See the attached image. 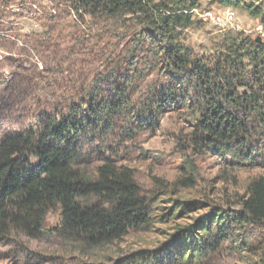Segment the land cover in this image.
<instances>
[{"label":"trees","instance_id":"obj_1","mask_svg":"<svg viewBox=\"0 0 264 264\" xmlns=\"http://www.w3.org/2000/svg\"><path fill=\"white\" fill-rule=\"evenodd\" d=\"M217 1L245 9L264 26L261 4ZM197 2L68 0L80 20L88 17L96 27L107 25L111 41L124 42L112 27L128 30L123 63L136 65L146 52L151 64L156 60L152 69L160 77L137 108L131 105L128 89L139 72L128 78L114 70L106 75L112 82L108 99H101L100 80L95 79L83 96L57 105L61 108L54 111L37 112L35 122L0 137V243L14 236L40 238L48 214L56 211V235L81 250L104 248L154 220L174 219L175 208L178 215L195 208H189L191 201L174 199L154 216L157 194L142 193L134 170L114 162L110 155L101 156V150L92 171L83 169L85 138L104 136L123 117L119 115L127 116L121 119L126 134L123 124L131 118L132 124L153 128L160 113L180 105L190 121L182 137L189 157L216 154L233 167L264 168V40L230 33L220 51L196 55L182 42V33L194 25ZM74 34L75 45L85 38L82 32ZM111 41H107L110 47ZM132 108L137 111L124 113ZM193 175L184 177L193 180ZM206 208L190 221L173 226L152 250L137 249L112 257L109 263L90 264H202L229 247L244 249L239 233L264 227V174L249 181L238 208L211 203Z\"/></svg>","mask_w":264,"mask_h":264},{"label":"rangeland","instance_id":"obj_2","mask_svg":"<svg viewBox=\"0 0 264 264\" xmlns=\"http://www.w3.org/2000/svg\"><path fill=\"white\" fill-rule=\"evenodd\" d=\"M242 1L259 3L264 9V0ZM68 5V0H0V137L35 122L37 112L54 111L61 108L57 105L63 106L83 96L95 79L100 80L101 99H108L112 82L106 75L114 70L128 78L139 72L128 89L131 105L137 108L145 93L158 83L160 75L152 69L157 62L151 64L146 52L136 65L123 63L128 30L111 28L124 41L113 39L117 44L122 43L116 45L109 38L107 25L100 23L96 27L88 17L80 20ZM228 10L234 12V20L217 21L216 16L223 19ZM192 13L194 25L183 31L182 42L196 55L211 56L215 49L220 51L224 37L230 33L264 40V26L259 19L240 7L223 6L217 0H198ZM86 21H89L87 25ZM76 32H82L85 37L77 45L73 38ZM107 41H111V47ZM132 109L124 113L137 111ZM119 116L123 117L117 118L104 136L87 135L82 145L87 151L83 169L87 173L92 171L98 163L97 150H101V156L110 155L114 162L134 170L142 193L157 194L152 208L154 216L161 208L172 205L174 199L191 201L189 208H195L179 215L175 208L174 219L154 220L120 242L85 250L55 234L58 214L52 211L40 238L14 236L0 243V264L109 263L112 257L137 249L152 250L167 238L173 226L206 211L207 203L238 208L249 181L264 174V168L258 165L233 167L216 154L189 157L182 137L190 121L180 105L160 113L153 128L132 124L134 118H131L123 124L129 136L121 126L124 121L121 119L127 116ZM192 174L193 180L184 177ZM238 238L246 245L244 249L237 251L229 247L206 258L202 264H264V227L247 229Z\"/></svg>","mask_w":264,"mask_h":264},{"label":"built area","instance_id":"obj_3","mask_svg":"<svg viewBox=\"0 0 264 264\" xmlns=\"http://www.w3.org/2000/svg\"><path fill=\"white\" fill-rule=\"evenodd\" d=\"M234 13H232V11H227L226 12V15H225V17L223 18L224 19V21L226 20L227 22L228 21H230V20H234ZM216 18H221V17H219V16H216ZM225 21V22H226Z\"/></svg>","mask_w":264,"mask_h":264},{"label":"bare ground","instance_id":"obj_4","mask_svg":"<svg viewBox=\"0 0 264 264\" xmlns=\"http://www.w3.org/2000/svg\"><path fill=\"white\" fill-rule=\"evenodd\" d=\"M228 11H231V10H228ZM232 13H234L233 11H232ZM211 17V16H210ZM215 17V16H214ZM213 17V18H214ZM216 19V18H215ZM217 21H224V19H221V18H217ZM227 25V24H226Z\"/></svg>","mask_w":264,"mask_h":264}]
</instances>
